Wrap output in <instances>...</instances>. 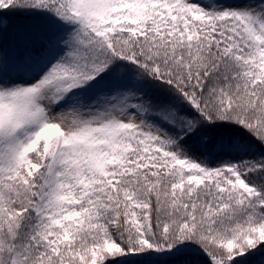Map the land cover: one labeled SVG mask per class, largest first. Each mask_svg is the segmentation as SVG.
Returning a JSON list of instances; mask_svg holds the SVG:
<instances>
[{
	"label": "snow or ice",
	"instance_id": "6c2138e0",
	"mask_svg": "<svg viewBox=\"0 0 264 264\" xmlns=\"http://www.w3.org/2000/svg\"><path fill=\"white\" fill-rule=\"evenodd\" d=\"M0 264H264V0H0Z\"/></svg>",
	"mask_w": 264,
	"mask_h": 264
}]
</instances>
